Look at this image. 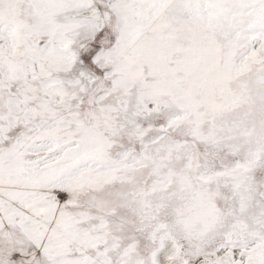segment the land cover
Returning a JSON list of instances; mask_svg holds the SVG:
<instances>
[{
  "label": "snow or ice",
  "instance_id": "1",
  "mask_svg": "<svg viewBox=\"0 0 264 264\" xmlns=\"http://www.w3.org/2000/svg\"><path fill=\"white\" fill-rule=\"evenodd\" d=\"M0 264H264V0H0Z\"/></svg>",
  "mask_w": 264,
  "mask_h": 264
}]
</instances>
